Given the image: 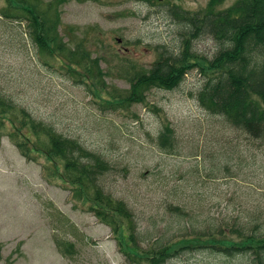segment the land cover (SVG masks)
<instances>
[{
    "label": "rangeland",
    "instance_id": "1",
    "mask_svg": "<svg viewBox=\"0 0 264 264\" xmlns=\"http://www.w3.org/2000/svg\"><path fill=\"white\" fill-rule=\"evenodd\" d=\"M207 4L72 0L61 7V32L69 46L81 40L100 56L109 88L125 92L131 82L122 57L148 69L161 46L177 53L187 25L170 9L196 12ZM25 28L0 15V93L114 165L102 185L133 210L145 247L160 237L193 240L196 232L220 227L238 237L231 229L245 223L252 229L259 222L264 231V141H250L199 104L196 94L205 78L198 68L175 89L154 87L145 102L106 110L63 67L51 68L39 58ZM218 48L210 36L194 41V49L209 58ZM4 118L0 114V121ZM6 123L10 127V118ZM166 126L173 129V149L171 137L165 145L160 139ZM8 133L0 127V264H140L128 262L113 228L75 199L70 178L54 180L49 170L45 177V158L27 159ZM114 219L121 221L119 215ZM70 244L74 253H65ZM223 259L199 248L166 264L247 263Z\"/></svg>",
    "mask_w": 264,
    "mask_h": 264
},
{
    "label": "trees",
    "instance_id": "2",
    "mask_svg": "<svg viewBox=\"0 0 264 264\" xmlns=\"http://www.w3.org/2000/svg\"><path fill=\"white\" fill-rule=\"evenodd\" d=\"M70 1L0 0V15L25 23V34L39 58L51 68L56 66L54 63L63 67L68 76L84 84L106 110L116 111L145 102L147 91L154 87L175 89L188 72L198 68L205 78L196 94L199 104L209 113L222 116L229 126L244 133L250 141H264V0H231L232 4L219 10L217 5L229 0H208V6L196 12L174 5L171 14L187 25L177 53L161 46L158 57L148 69L122 57L126 77L131 82L125 92L109 88L102 58L93 56L83 41L79 40L75 47L68 45L61 32V7ZM144 1L153 3L154 0ZM202 36H210L219 43L212 58L194 49V41ZM0 114L5 116L0 127L9 129V137L27 159L45 158V177V171L49 170L48 175L54 180H72L69 189L75 199L113 228L128 262L166 264L186 250L202 248L219 254L223 260L246 258L247 263L240 264H264V231L260 230L259 222L252 229L247 227L248 223L234 226L231 231L238 237H228L226 229L220 227L216 231H195L193 240L183 236L163 241L160 237L152 247H145L133 210L102 185V177L115 170L102 153L90 150L79 139L36 119L26 108L1 93ZM9 118L10 127L6 123ZM172 134L173 129L166 126L160 135L163 145L172 138L171 149ZM175 209L182 211L179 206ZM115 215H119L121 221L115 220ZM70 246L72 249L64 250L65 253H74L75 245Z\"/></svg>",
    "mask_w": 264,
    "mask_h": 264
}]
</instances>
